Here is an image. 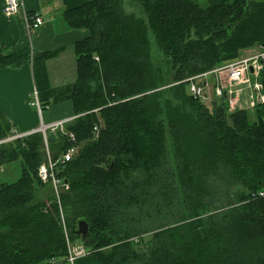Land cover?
<instances>
[{"label":"trees","instance_id":"16d2710c","mask_svg":"<svg viewBox=\"0 0 264 264\" xmlns=\"http://www.w3.org/2000/svg\"><path fill=\"white\" fill-rule=\"evenodd\" d=\"M135 1L144 15L124 0L65 11L70 27L90 31L75 45L76 118L48 135L54 159L75 148L59 166L69 190L38 199L42 133L1 147L0 164L20 159L22 174L0 187V264L67 262L68 240L103 264H264V120L224 94L211 105L195 98L187 80L221 64L219 44L250 0ZM156 51L169 69L156 68ZM28 60L0 54V68ZM15 132L0 111V139Z\"/></svg>","mask_w":264,"mask_h":264},{"label":"crops","instance_id":"0c3cea01","mask_svg":"<svg viewBox=\"0 0 264 264\" xmlns=\"http://www.w3.org/2000/svg\"><path fill=\"white\" fill-rule=\"evenodd\" d=\"M86 1L23 0L20 10L8 15L4 11V0H0V54L24 55L29 59L20 67L0 68V111L18 132L35 131L41 122L51 124L70 119L69 124L76 118L73 109L78 76L75 45L87 38L90 31L85 27H70L64 14ZM198 1L205 5H221L233 0ZM34 14L44 19V23L36 29L30 27L28 20V16ZM261 46H264V0H250L230 37L219 44L221 64L218 67L253 57L259 53ZM53 52L56 53L45 58L38 57ZM261 64L260 68L251 71V87L232 88L223 71L204 78L209 104L219 98L215 92L219 86L224 89L231 109L246 110L252 120L258 118L259 110L264 120V60ZM34 92L46 107L41 114L34 105ZM51 194L52 190L43 186L37 196L38 199H47ZM74 264L103 263L95 254H89L78 258Z\"/></svg>","mask_w":264,"mask_h":264},{"label":"built area","instance_id":"2783aa9c","mask_svg":"<svg viewBox=\"0 0 264 264\" xmlns=\"http://www.w3.org/2000/svg\"><path fill=\"white\" fill-rule=\"evenodd\" d=\"M22 4H23V0H4V11L8 15L15 14L20 10ZM28 20L30 23V27L32 29H36L44 23V19L39 14L29 15ZM263 60H264V46H261L259 53L257 55H254L253 57L238 60L229 63L227 65H224L222 67L214 68L207 73L188 78L187 80L190 81L189 92L195 98H199L202 101H207L208 96L205 93V88H204L205 86L203 84H200L197 80L200 78L207 77L210 73L218 74V72L221 71L227 74L228 81L230 82L232 88L239 86L251 87L253 86V82L251 79V75H252L251 68H253L254 70L260 68ZM215 92H216V96L220 97L224 94V89L222 87L217 86ZM34 105L38 108L39 114H41L42 111L46 108L38 98L37 93H36ZM69 121L70 119L57 121L51 124H44L43 122H41L40 127L35 131H31V132L17 131L10 136L0 139V155H1V147L3 145L12 142L15 139L27 137L35 132L42 133L43 138L47 144L48 130L61 131ZM94 129L98 134L99 128L96 126ZM70 137L72 140L75 141L76 137L73 133H70ZM74 151L75 148H71L57 159H53L51 156H49L47 161L39 169V177L44 183L51 185L54 191V195L57 197L58 201H60L61 195L69 190L68 182L61 175L59 166L61 167L66 162L70 161L74 154ZM61 217H62L63 225L66 229L64 213L62 210H61ZM90 253L91 252L84 245L82 244L75 245L68 240L67 262L74 264L78 258L87 256ZM54 263H55V259H52L49 262V264H54Z\"/></svg>","mask_w":264,"mask_h":264},{"label":"rangeland","instance_id":"374dc122","mask_svg":"<svg viewBox=\"0 0 264 264\" xmlns=\"http://www.w3.org/2000/svg\"><path fill=\"white\" fill-rule=\"evenodd\" d=\"M124 6H125V8H126V10L128 12H134V13L140 15V16L141 15H144V10H143L142 6L137 1H135V0H124ZM152 40H153V38H152ZM153 47H154V50H155V47L156 46H155L154 43H153ZM153 60H154V64H155L156 68L159 67V66L160 67L161 66H164L163 68L165 70L169 69V66H168L166 60L163 57H161V55L158 54L157 51L154 52V54H153ZM177 83L175 82L174 84L175 85H178ZM189 87H190V85L188 86V89H189ZM148 93H152V91H148ZM35 98H36V93L34 92V100H35ZM171 102L175 106L177 105L180 108H183V109H187L188 108V109H190V106L186 102L181 101V100H177V99H175V97H171ZM206 102L209 104L210 100H207ZM36 110L38 111V108L37 107H36ZM59 130H61V129H59ZM61 131H62V133H64V131H66V125L63 128V130H61ZM57 132H58V130L57 131L48 130V135L49 136L50 135H55V134H57ZM50 137H52V136H50ZM50 137H48V143L46 144V141L44 140V144H43V146H44V153H45V156H46L45 162L47 161V159L49 158V156H51L54 159V155H57V153H56L57 152L56 151L57 149L55 148L53 150V148H52L53 145H52V141H51V138ZM21 174H22V164H21V160L20 159L6 161L3 164H0V185L3 182H14V181L18 180L20 178ZM46 186H48L52 190V194H53L54 191H53L51 185L47 184ZM150 236H151V234L150 235H147L146 236L147 239ZM73 244L80 245L82 243H73Z\"/></svg>","mask_w":264,"mask_h":264},{"label":"water","instance_id":"95a60500","mask_svg":"<svg viewBox=\"0 0 264 264\" xmlns=\"http://www.w3.org/2000/svg\"><path fill=\"white\" fill-rule=\"evenodd\" d=\"M251 71H253V68H251ZM77 232L81 235L82 238L86 237L89 232L88 222L85 220L79 221Z\"/></svg>","mask_w":264,"mask_h":264},{"label":"bare ground","instance_id":"6f19581e","mask_svg":"<svg viewBox=\"0 0 264 264\" xmlns=\"http://www.w3.org/2000/svg\"><path fill=\"white\" fill-rule=\"evenodd\" d=\"M90 251V250H89ZM91 252V251H90ZM90 254H92V253H90Z\"/></svg>","mask_w":264,"mask_h":264}]
</instances>
